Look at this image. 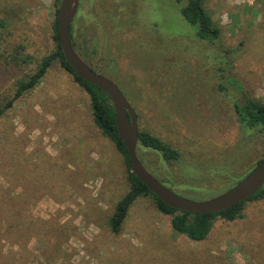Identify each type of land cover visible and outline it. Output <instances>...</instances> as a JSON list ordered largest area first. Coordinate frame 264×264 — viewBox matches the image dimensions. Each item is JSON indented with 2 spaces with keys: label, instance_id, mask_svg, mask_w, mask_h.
Here are the masks:
<instances>
[{
  "label": "rangeland",
  "instance_id": "rangeland-1",
  "mask_svg": "<svg viewBox=\"0 0 264 264\" xmlns=\"http://www.w3.org/2000/svg\"><path fill=\"white\" fill-rule=\"evenodd\" d=\"M55 2L0 0V105L54 51ZM205 5L222 31L215 44L199 40L171 0H81L73 24L77 52L119 86L140 130L181 154L167 163L140 148L145 168L194 201L236 186L264 156V134L247 132L236 113L247 96L264 102V0ZM129 188L90 97L56 63L0 120V264H45L43 254L100 264L130 249L140 264H264V201L194 243L141 198L117 236L108 219Z\"/></svg>",
  "mask_w": 264,
  "mask_h": 264
},
{
  "label": "trees",
  "instance_id": "trees-1",
  "mask_svg": "<svg viewBox=\"0 0 264 264\" xmlns=\"http://www.w3.org/2000/svg\"><path fill=\"white\" fill-rule=\"evenodd\" d=\"M61 1L62 0H56L55 2L56 11L55 21L53 24V39L56 43V47L54 51L42 58V60L38 64L37 70L32 75H29L27 78L19 80L17 82L15 93L10 96L5 101V103L0 105V120L10 109L13 108L14 104L20 98H22L26 93L34 90L42 83V81L47 76L50 68L53 67L56 63H59L65 71H67L74 77L75 82L90 97L95 125L100 129L103 136L114 144L117 151L125 159L127 179L130 188L126 195L116 204L115 210L111 213L108 219V226L112 234L117 236L122 234L124 224L127 221L132 207L141 198H149L153 200L158 211L161 214L171 218V227L174 232L178 235L185 236L190 242L194 243H201L206 241L209 238L217 220L221 219L226 222H235L237 220H242L245 218V210L249 203L264 201L263 187L254 197L250 198L247 201L241 202L240 204H237L223 212L217 214H196L179 211L168 206L167 204L162 202V200L158 196H156L148 188V186L143 184L141 180L137 178L136 175L131 171V161L129 153L127 148L125 147V144L119 136V132L116 126L115 109L111 98L101 89L78 76L65 58L60 45L57 22V16ZM171 1L175 2L179 6L184 19L195 28L196 37L199 40L215 44L220 39L222 32L221 28L215 23V21L209 14L205 5V0ZM7 28L8 25L6 24V22L0 19V34ZM73 31L74 28L72 25L71 40L74 49L77 51V42L75 41ZM80 56L84 59L83 55ZM236 113L240 124L247 132H259L261 134H264V102L257 98L247 96V98L236 104ZM140 148L159 153L167 163H174L181 159V154L177 149L171 147L161 138L153 135L148 131L140 130L139 132L138 155ZM263 160L264 156L257 162V164L251 169V171ZM251 171H249L247 175ZM247 175H245V177ZM149 245L151 246V244ZM152 249H154V252L157 255L159 254V252H156L155 246H152ZM133 251H135V249H130L129 251H127V255L123 256L121 259L119 258L118 254L115 258H111V260H109L108 262L104 263V261H102V263L100 264H140L138 263V261L137 263H135L134 259L138 255H140L141 251ZM43 256L46 261L45 264H52V262L55 260L53 258L45 256L44 254ZM151 257L154 258L153 262L158 263V256L153 254L151 255ZM82 262V264H87L85 263V261Z\"/></svg>",
  "mask_w": 264,
  "mask_h": 264
},
{
  "label": "water",
  "instance_id": "water-1",
  "mask_svg": "<svg viewBox=\"0 0 264 264\" xmlns=\"http://www.w3.org/2000/svg\"><path fill=\"white\" fill-rule=\"evenodd\" d=\"M81 0H62L57 16L60 45L67 62L85 81L107 94L113 103L119 136L128 150L131 171L143 184L168 206L183 212L217 214L254 197L264 187V160L236 186L220 196L206 201L185 198L167 188L145 168L138 155L139 121L135 109L128 102L119 86L106 76L96 72L74 49L71 27L78 14Z\"/></svg>",
  "mask_w": 264,
  "mask_h": 264
}]
</instances>
